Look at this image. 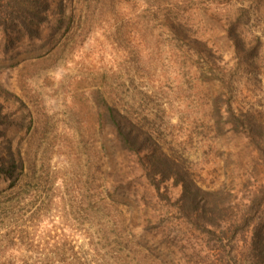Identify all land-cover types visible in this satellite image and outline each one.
Returning <instances> with one entry per match:
<instances>
[{
    "label": "rangeland",
    "instance_id": "374dc122",
    "mask_svg": "<svg viewBox=\"0 0 264 264\" xmlns=\"http://www.w3.org/2000/svg\"><path fill=\"white\" fill-rule=\"evenodd\" d=\"M37 8L33 33L11 42L0 31V146H12L25 168L13 224L0 207V264H187L197 254L217 264L216 255H232L233 235L180 220L183 181L215 221L221 210L257 207L264 227V202L254 201L264 193V125L248 132L232 116L264 124V0H41ZM108 102L137 125L136 153L116 139ZM125 179L139 183L133 200L120 190ZM110 200L123 205L111 209ZM118 233L134 248L106 255ZM239 233L242 258L252 234Z\"/></svg>",
    "mask_w": 264,
    "mask_h": 264
},
{
    "label": "trees",
    "instance_id": "16d2710c",
    "mask_svg": "<svg viewBox=\"0 0 264 264\" xmlns=\"http://www.w3.org/2000/svg\"><path fill=\"white\" fill-rule=\"evenodd\" d=\"M41 0H0V31L5 35V37L10 38L11 42L12 40H15V38H19L22 36L23 32L22 30L33 33V28H37L31 19H28L29 16L33 19L40 18L35 13L37 11V6L39 5ZM65 9V8H64ZM63 12V11H62ZM62 14V13H61ZM28 15V16H27ZM47 20V19H45ZM22 26V27H21ZM32 35V34H31ZM188 38V37H187ZM260 40V39H258ZM261 41V40H260ZM189 46L197 45L199 40L196 39H188L187 40ZM262 47V46H261ZM192 49V48H190ZM192 52H197V49L191 50ZM246 56L251 55L254 53L253 51H249L246 49H243ZM198 53V52H197ZM3 57H7V53L4 51ZM205 80H208L209 82L215 81V79L207 76H203ZM224 105L232 109L230 103L224 102ZM107 116L112 128L113 133L116 136V139L122 143L124 146H126L128 149H126L128 152H135L136 153V147L139 145V139L140 137L137 135V125L132 121V119H128L127 116H125L116 106L111 105L109 102L107 103ZM233 119H235L237 125L243 129L247 130L248 132H253L254 130L258 133L261 128H263L262 123L258 121H251V126H246V123L244 120L240 118H236L234 113H232ZM231 124H233L231 122ZM238 127V128H239ZM240 130V129H239ZM2 146H0V184H6L7 187L0 190V207L3 206V214L6 219H9V222L14 223L15 220H13V217L15 216L12 212L15 203L18 201V199H15L14 197L17 196L13 194V190L16 189L19 186V183L22 181V178L24 177V163L21 158L17 157L15 154L13 147L8 146L1 149ZM152 170V169H151ZM154 173V172H153ZM152 172L147 170L146 177L147 179H151L149 181L150 186L155 191V195L159 201H162L157 193H159V186L155 182V179L150 177ZM135 183L139 184L136 179L128 181L125 179L123 181V186L121 187L122 194L125 193L126 197L128 199H132L134 197L135 189L132 187V185L135 186ZM141 186V185H140ZM184 197L181 198L182 201L185 204V209H180V220L192 222L197 228L208 230L206 233L212 232L211 228L215 229H221V231H229L230 235H233V247L230 245H226V249L232 250V255H216L217 258V264H264V227L260 226L257 223L258 215L261 213V210L257 207H252L249 210L246 211H234L231 215H224L225 210H221L217 213L216 221L214 218V211L208 212V210L204 205L203 202L206 201L205 198L201 197V194L193 193L188 188V185L184 183ZM262 189V188H261ZM125 190H128L130 192V196L125 192ZM157 191V192H156ZM263 191V189H262ZM148 197L152 194V190L150 188L147 189ZM12 193V194H11ZM202 193V192H201ZM206 193L202 194L205 195ZM129 196V197H128ZM152 198H155V196L151 195ZM111 198L112 194L110 195ZM260 202H264V193L260 197H256L255 200H259ZM133 200V199H132ZM165 200V199H163ZM260 203V204H261ZM109 205L108 207L113 209L114 206H121L123 204L117 203L116 201H109L107 203ZM217 208V207H216ZM8 211L12 213V217L8 216ZM167 216V214H166ZM208 216H210L208 218ZM4 217L1 216V218ZM151 222H153L151 218ZM166 221L164 220L163 223ZM168 222V220H167ZM257 225V227H256ZM152 227L150 229L158 227V225L154 224V222L151 225ZM14 229H19V227L15 224L13 225V228L11 229L12 233L14 234ZM120 230V229H119ZM118 230H116L117 232ZM246 232L249 234H252V240L250 244V254L249 255H241L238 257L236 255V246L235 242L238 240L239 232ZM115 232V231H114ZM114 233H112L113 235ZM226 234V233H224ZM247 234L245 236L241 237V242H244L246 245L249 242L247 241ZM113 237V236H112ZM113 238H118L117 241H114L110 245L104 248V251H106V255H124L126 253V249L129 247L134 248V243L130 240L123 239L121 235L118 233ZM108 240V239H107ZM226 241L225 238L223 240L219 241ZM240 242V241H239ZM148 246H141L142 251L145 250ZM148 249V248H147ZM133 252L129 253V255H138L137 251L135 249H132ZM196 252V251H195ZM254 254V255H253ZM141 256V255H139ZM187 258V264H202L201 255H185ZM141 258V261L144 262L147 258L139 257Z\"/></svg>",
    "mask_w": 264,
    "mask_h": 264
}]
</instances>
